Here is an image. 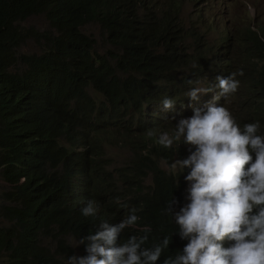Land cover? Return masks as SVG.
<instances>
[{
  "label": "trees",
  "instance_id": "16d2710c",
  "mask_svg": "<svg viewBox=\"0 0 264 264\" xmlns=\"http://www.w3.org/2000/svg\"><path fill=\"white\" fill-rule=\"evenodd\" d=\"M163 7L158 0H0V174L8 187L0 205L7 223L0 226V264H68L70 256L87 255L86 244L76 253L68 237L94 235L101 223L116 225L133 208L139 220L118 244L147 235L144 247H152L169 237L157 264L182 252L187 241L165 208L175 200L179 211L189 202L184 179L189 170L163 164L187 158L189 146L158 143L161 133L173 134L174 113L163 119L150 114L147 122L143 117L150 104L176 100L171 86L177 65L192 81L182 66L185 52L178 55L170 41L177 29L168 33L182 22L179 12L169 8L158 16ZM41 15L46 32L23 26ZM90 23L110 43L105 53L82 31ZM186 31L196 35L194 22ZM29 42L40 54L20 52ZM262 69L250 59L242 65L247 74L241 83L250 99L257 85L264 92ZM255 118L264 134V101ZM107 144L131 151L128 162L110 168ZM88 200L98 205L95 217L81 214Z\"/></svg>",
  "mask_w": 264,
  "mask_h": 264
},
{
  "label": "clouds",
  "instance_id": "9594fccd",
  "mask_svg": "<svg viewBox=\"0 0 264 264\" xmlns=\"http://www.w3.org/2000/svg\"><path fill=\"white\" fill-rule=\"evenodd\" d=\"M158 1L164 5L158 16L170 8L173 14L179 12L182 21L180 14L185 0ZM189 1L196 14L194 29L202 27L216 33L217 38L214 42L202 35L196 39V29V35L188 34L190 45L178 49L185 52L184 67L192 74L189 77L192 81L187 82L177 68L171 86L176 100L165 97L156 101L146 108L143 116L147 122L150 114L157 117L160 114L163 119L172 112L171 120L178 114L191 115L180 116L172 135L164 132L158 138L165 148L182 141L190 151L187 158L177 159L172 165L189 170L184 177L188 183L185 199L189 202L179 211L173 209L175 200L168 201L165 208L178 226L180 239L187 242L182 252L166 257L163 264H264V134H260L261 125L255 118L264 92L257 85L258 92L250 99V93L245 94L248 87L241 83V76L247 74L242 71L246 59L264 68V51H258L259 47L264 49V26H258L260 35L247 27V33H243L245 40L238 41L237 50L230 34L235 21L228 19L231 2L209 0L204 8L209 11L203 16L201 0ZM230 50L235 51L234 56L240 52L245 57L237 73L230 72L233 64ZM258 74L264 82V69ZM231 95L236 98L227 103L225 99ZM176 102L183 109L181 114L175 113ZM233 108L235 116L230 111ZM97 213L94 200H88L81 209L85 217H95ZM135 213L136 209H130L129 215L118 224L103 222L94 235L77 240L75 246L86 244L87 255L70 256L68 264H157L168 249L169 237L152 247H144L147 235L130 236L117 243L123 231L139 220ZM225 241H230V246L224 247Z\"/></svg>",
  "mask_w": 264,
  "mask_h": 264
},
{
  "label": "rangeland",
  "instance_id": "374dc122",
  "mask_svg": "<svg viewBox=\"0 0 264 264\" xmlns=\"http://www.w3.org/2000/svg\"><path fill=\"white\" fill-rule=\"evenodd\" d=\"M231 2L229 4V17L228 19L234 18V25L231 28L230 34L232 36V39L236 42L234 45V49L238 50V41H244L245 38L243 36V33H247V27L250 28L252 32H255L257 35H260L258 26H264V0H229ZM209 0H201L200 6L204 10V8L209 5ZM209 10L202 11L203 16H205L208 13ZM196 14L194 13V5L189 0H185V4L183 6L182 14L180 16L182 17V22H179L175 25H173L170 29H168V33L170 34L171 31L174 29H177V35L175 37H170V41L174 43L179 49L182 48L184 45L188 46L190 45L189 38L190 36L187 35L186 28L191 25V23L194 22V16ZM182 24V28H178V25ZM25 27H33L39 32H46V30H49L48 22L45 19L43 15L36 16L30 18L27 22L23 24ZM197 35L196 39L201 37V35L206 38L209 42H214L217 38V34L214 32H210L202 27H196ZM82 31L92 37L95 40V49L98 53H105L107 50L111 49L110 43L107 41V38L102 31L101 27L98 24L90 23L85 25L82 28ZM163 48H161L162 50ZM189 49V47H188ZM21 53L25 54H40L41 49L40 47L34 45L33 43H27L24 45L21 50ZM183 51H178V55H180ZM190 54V53H188ZM235 51L230 50L231 59L233 61V64L231 65L230 72L237 73L240 70L241 61L243 58H245L240 52L237 56H234ZM186 62L182 64V66H185ZM176 68H181V66L177 65ZM172 72V71H171ZM202 83L206 84L205 80H201ZM163 83V80L162 82ZM197 85V84H196ZM207 94L203 95L204 97ZM235 95H231L227 99V103H231L233 100H235ZM175 108L177 111H181L182 107L180 105L175 104ZM233 114V116L237 115L235 108L230 110ZM180 119V116H176L175 120L177 121ZM105 151H106V157L110 161V168L121 166L123 164H126L131 157V151L121 147L117 144H107L105 145ZM177 160V158L174 159L173 163ZM173 163L171 165L163 164V166L167 169H173L177 170L179 167H172ZM149 179L146 180V183H149ZM8 191V187L3 182L1 174H0V205L2 204V195ZM7 223L0 218V226H5ZM68 242L71 244V246L75 249L76 253H79V245H76L77 240L71 237H68Z\"/></svg>",
  "mask_w": 264,
  "mask_h": 264
}]
</instances>
